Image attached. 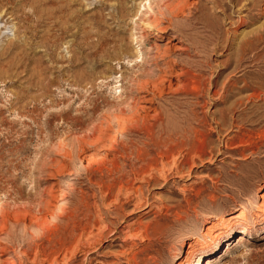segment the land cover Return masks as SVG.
<instances>
[{
    "label": "rangeland",
    "instance_id": "374dc122",
    "mask_svg": "<svg viewBox=\"0 0 264 264\" xmlns=\"http://www.w3.org/2000/svg\"><path fill=\"white\" fill-rule=\"evenodd\" d=\"M165 2L0 0V264H264V0Z\"/></svg>",
    "mask_w": 264,
    "mask_h": 264
},
{
    "label": "bare ground",
    "instance_id": "6f19581e",
    "mask_svg": "<svg viewBox=\"0 0 264 264\" xmlns=\"http://www.w3.org/2000/svg\"><path fill=\"white\" fill-rule=\"evenodd\" d=\"M166 2L167 3H173V2H175L176 3V5L175 6H168L167 7V11L168 12H170V13H172L177 7H179V6H181L184 2H183V0H166ZM165 2V3H166ZM122 13H124V11L122 10L121 11ZM169 13V14H170ZM153 14L155 15V9L153 8V4H152V2H151V5L150 6H148L147 7V9L145 10V12L144 13H142V19H141V22H142V28L144 27L145 29H150L151 30V27H150V25H149V21L153 18ZM158 15L159 16H162V17H164L165 16V14L163 13V12H159L158 13ZM171 15V14H170ZM197 21V20H196ZM192 22H194V21H192ZM156 23H159L158 22V19H157V21H156ZM141 24V23H140ZM141 27H140V34L142 33V31H143V29H142ZM153 28V27H152ZM176 28H178L177 27V25L176 24H172L170 27H168V28H166V31L165 32H172V31H176ZM151 34V36H149V37H151V38H153L154 36H153V34L152 33H150ZM149 34V35H150ZM181 34V33H180ZM120 32H119V30H118V32H115V33H112V32H109L104 38H103V40H102V42H101V46H100V48L102 49V51H105V52H107L108 53V51H109V49H108V47H111V45H113V44H115V50H116V52H120L121 51V48H118V44L120 43ZM175 39H177V38H175ZM97 47H98V45H97ZM97 47H94L95 48V51H93V54H96L98 51V48ZM153 49V48H152ZM152 49L150 50V51H148L147 53H149V54H151V52H152ZM104 53V52H103ZM92 54V53H91ZM152 55V54H151ZM92 56V55H91ZM150 56V55H149ZM104 59V58H103ZM142 76L143 75H140V76H138V77H136L133 81H131L132 83V85L134 86H137V84H138V82H140V79L142 78ZM140 85V84H139ZM137 88V87H136ZM139 93V92H138ZM132 95V94H131ZM143 98V97H142ZM124 102V101H123ZM126 102V101H125ZM129 102V101H128ZM127 102V103H128ZM120 104V103H119ZM119 104H117L116 105V107L118 108H122V105L120 106ZM125 104V103H124ZM129 105V104H128ZM124 107V106H123ZM118 108V109H119ZM82 115V112L81 111H77V112H75L74 113V117L76 118V117H80ZM110 117V116H109ZM45 118V117H44ZM81 118V117H80ZM111 118V117H110ZM114 118V117H113ZM113 118H111V119H109L108 120V118H106L105 120L107 121V127L108 126H110L111 127V125L112 124H114V122L116 121L115 119H113ZM116 118H118V119H120V122L122 123V119L120 118V117H116ZM47 119V118H46ZM62 119V118H61ZM61 119H60V121H61ZM77 119V118H76ZM48 121V120H47ZM63 121V120H62ZM44 122V121H43ZM59 122V121H58ZM65 123V122H64ZM63 123V124H64ZM101 123H103L102 121H101ZM49 124V123H48ZM106 125V124H105ZM118 125H119V123H118ZM102 126V125H101ZM112 127H116V126H113L112 125ZM111 127V128H112ZM103 128V127H102ZM111 128H109V129H111ZM105 129H107L106 127H105ZM103 130H104V128H103ZM31 184H32V177L30 176V175H24V176H22L19 180H18V182L16 183V184H14V185H7V186H2V185H4V184H2L1 186H0V192L1 193H3V192H5V193H7V194H10V195H21V194H23V193H25V191L31 186ZM260 224H264V215L262 216V218H260V219H256V220H253V222H249V225L251 226V227H256L257 225H260ZM224 225H226L225 223H224ZM247 232H242L241 234V236H243V234H246ZM214 236V235H213ZM213 238V242H214V244L215 245H217V243L219 242V237L218 236H214V237H212ZM239 239L241 240V239H243L242 237H239ZM209 254H212V252L211 253H209ZM208 254V255H209ZM208 255H206V256H204V258H208ZM204 261V260H203ZM207 264H209L210 263V260L208 259V261L206 262Z\"/></svg>",
    "mask_w": 264,
    "mask_h": 264
}]
</instances>
